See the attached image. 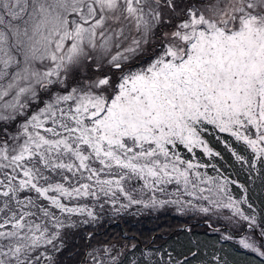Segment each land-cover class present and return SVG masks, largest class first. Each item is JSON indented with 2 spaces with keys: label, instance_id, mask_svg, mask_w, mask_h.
I'll return each instance as SVG.
<instances>
[{
  "label": "snow or ice",
  "instance_id": "6c2138e0",
  "mask_svg": "<svg viewBox=\"0 0 264 264\" xmlns=\"http://www.w3.org/2000/svg\"><path fill=\"white\" fill-rule=\"evenodd\" d=\"M131 209L195 223L99 237ZM229 244L264 264V0H0V264H232Z\"/></svg>",
  "mask_w": 264,
  "mask_h": 264
},
{
  "label": "trees",
  "instance_id": "16d2710c",
  "mask_svg": "<svg viewBox=\"0 0 264 264\" xmlns=\"http://www.w3.org/2000/svg\"><path fill=\"white\" fill-rule=\"evenodd\" d=\"M185 223H195L186 217L180 216L172 209L145 210L140 213L131 209L120 217H106L103 226L99 228L98 235L102 239L122 240L125 236L135 237L139 241L148 242L151 238H157L158 244H174L177 240V230ZM195 231L204 239V225H196ZM183 239V235L179 237ZM216 237L208 233L209 246L215 243ZM225 253L232 264H250L248 257L241 251L236 250L230 244L226 245Z\"/></svg>",
  "mask_w": 264,
  "mask_h": 264
},
{
  "label": "rangeland",
  "instance_id": "374dc122",
  "mask_svg": "<svg viewBox=\"0 0 264 264\" xmlns=\"http://www.w3.org/2000/svg\"><path fill=\"white\" fill-rule=\"evenodd\" d=\"M160 210H162V209H160Z\"/></svg>",
  "mask_w": 264,
  "mask_h": 264
}]
</instances>
